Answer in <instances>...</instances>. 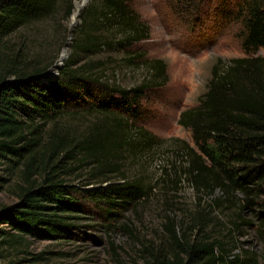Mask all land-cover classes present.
<instances>
[{
	"label": "trees",
	"instance_id": "trees-1",
	"mask_svg": "<svg viewBox=\"0 0 264 264\" xmlns=\"http://www.w3.org/2000/svg\"><path fill=\"white\" fill-rule=\"evenodd\" d=\"M199 1L179 0L174 10L194 26L201 22ZM55 2L0 0V191L12 186L16 198L0 212V219L16 232L0 229L6 235L1 241L15 242L26 234L63 236L72 226L68 220L77 218L70 212L90 204L97 205L107 228L117 227L128 219L126 211L149 196L151 186L140 177H104L106 184L78 190L67 183L68 163L93 162L105 176L106 168L113 165L115 170L127 154L137 158L163 142L136 125L141 98L151 82L165 76V65L128 50L148 37L133 0H92L80 13L70 53L55 75L46 73L49 64L9 55L10 36L49 15ZM71 11L69 2L67 13ZM209 15L218 29L240 28L246 55L212 66L197 103L180 112L177 122L189 131L193 144L176 140L177 153L185 160L177 180H186L200 193L218 190L221 200L207 204L208 210L232 202L236 193L241 209L254 207L264 195V53H258L264 51V0H218ZM126 50V61L139 60L149 76L129 88L102 76L101 62L95 60L104 52ZM83 114L91 125L72 131L66 119ZM198 216L168 215L156 238L142 244L141 263L261 264L258 254L240 248L233 235L238 217L226 236L217 237ZM260 226L264 239V224Z\"/></svg>",
	"mask_w": 264,
	"mask_h": 264
},
{
	"label": "rangeland",
	"instance_id": "rangeland-1",
	"mask_svg": "<svg viewBox=\"0 0 264 264\" xmlns=\"http://www.w3.org/2000/svg\"><path fill=\"white\" fill-rule=\"evenodd\" d=\"M77 1L56 0L49 15L20 27L10 36L9 55L19 53L35 60V65L49 64V74H57L70 53L71 32L79 24L80 13L92 0H87L74 15ZM69 2H72L70 14L67 13ZM177 2L179 0H133L132 3L148 26V37L128 50L146 59H160L165 65V76L156 84L151 82L152 87L141 98V114L136 125L161 138L162 145L140 153L137 158L127 154L115 170H111L113 165L106 168L105 176L93 162L68 163L67 183L78 190L104 185L107 183L104 177L109 181L140 177L152 188L149 196L135 209L126 211L124 215L128 219L117 223V227L107 228L100 220L97 205L90 204L81 207V211L70 212L77 218L68 220L72 224L70 231L60 237L26 234L20 240L7 242L1 241L6 235L0 233V264H142V244L156 238L167 216L181 219L191 214H199L198 217L206 221L208 232L217 237L226 236L227 229L238 217L240 225L233 235L241 242L239 247L254 251L264 264V239L260 231V224H264V195L259 205L241 209V195L236 193L232 202L224 201L208 210L207 204L221 200L218 190L212 194L200 193L186 180H177L178 170L185 164L177 153L178 141L193 144L189 131L177 122L180 112L197 103L212 66L246 55L238 26L218 29L211 22L213 16L209 14L218 0L198 2L201 22L194 26L189 17L174 10ZM258 53L262 55L264 51L261 49ZM127 55V50L112 51L101 53L95 59L101 62L102 76L125 88L137 86L149 77L143 64L139 60L127 62ZM66 122L72 131L81 132L92 120L83 114L67 118ZM170 138L172 141L167 140ZM12 190V186H7L0 191V212L16 200ZM0 229L16 232L1 219Z\"/></svg>",
	"mask_w": 264,
	"mask_h": 264
},
{
	"label": "water",
	"instance_id": "water-1",
	"mask_svg": "<svg viewBox=\"0 0 264 264\" xmlns=\"http://www.w3.org/2000/svg\"><path fill=\"white\" fill-rule=\"evenodd\" d=\"M87 0H78L77 2H75L76 5V11L74 12V15H76L78 13V10L81 6H83L86 3ZM47 74H49L48 71H46Z\"/></svg>",
	"mask_w": 264,
	"mask_h": 264
}]
</instances>
